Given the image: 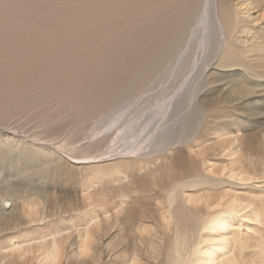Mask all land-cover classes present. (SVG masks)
<instances>
[{
    "label": "bare ground",
    "instance_id": "6f19581e",
    "mask_svg": "<svg viewBox=\"0 0 264 264\" xmlns=\"http://www.w3.org/2000/svg\"><path fill=\"white\" fill-rule=\"evenodd\" d=\"M118 3L46 84L118 137L0 134V264H264V0Z\"/></svg>",
    "mask_w": 264,
    "mask_h": 264
},
{
    "label": "rangeland",
    "instance_id": "374dc122",
    "mask_svg": "<svg viewBox=\"0 0 264 264\" xmlns=\"http://www.w3.org/2000/svg\"><path fill=\"white\" fill-rule=\"evenodd\" d=\"M116 1L0 0V123L2 120L0 134L15 132V135L31 140L37 134L48 141L54 140L56 144L69 142L71 144L69 148L74 150L82 148L80 152H83L85 147L90 145L86 138L88 131L99 128L107 132L103 131L98 137L104 138L106 143L101 145L100 151H107V144H111L118 136L115 134L116 130H106L107 121H100L102 115L100 112L104 109L102 108L100 112H88L82 117H77L69 111L59 115L63 103L52 101L46 84L54 83L55 79L58 80L62 74H66L55 68L61 62L76 61V59L78 62L82 61L81 65H76L78 69L72 72L73 75H78L77 73L84 67L83 64L95 59V56L91 57V54L86 52L95 34L100 31L107 32L105 34L108 40L107 24L112 23V27L114 17L117 19L124 17L125 10L119 3V6L115 4ZM59 9L61 11H58ZM79 36L81 39L84 37L81 41L85 43L84 45L80 42L81 44L76 47L66 46L68 43L77 42ZM66 53L71 56L68 60H64V57H68V55L64 56ZM47 68L58 71L53 70L51 77L41 78L43 80L39 82L41 81L38 78L39 74L42 76L43 71L48 72ZM22 89L32 92L33 95L31 93L21 95ZM78 102L80 101H76Z\"/></svg>",
    "mask_w": 264,
    "mask_h": 264
}]
</instances>
